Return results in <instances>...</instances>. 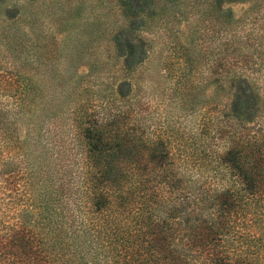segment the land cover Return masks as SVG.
Segmentation results:
<instances>
[{
	"label": "trees",
	"instance_id": "trees-1",
	"mask_svg": "<svg viewBox=\"0 0 264 264\" xmlns=\"http://www.w3.org/2000/svg\"><path fill=\"white\" fill-rule=\"evenodd\" d=\"M119 1L131 28L159 9L180 10L173 0ZM204 2L203 12L221 13L224 72L214 102L194 105L207 82H194L192 53L175 46L176 91L188 108L180 116H192L191 126L168 121L149 135L140 120L109 108L114 99L138 107L132 79L100 93V113L75 100L80 88L58 86L67 73L32 72L26 60H10L33 146L18 148L25 164L18 200L0 186L9 197L0 199V264H264V37L237 35L254 15L264 19V0ZM237 3L250 5L243 17L230 6ZM4 13L19 18L21 7ZM113 39L127 72L148 60L147 39L132 29ZM43 131L57 137L50 148L38 147ZM7 172L0 176L9 182Z\"/></svg>",
	"mask_w": 264,
	"mask_h": 264
},
{
	"label": "rangeland",
	"instance_id": "rangeland-1",
	"mask_svg": "<svg viewBox=\"0 0 264 264\" xmlns=\"http://www.w3.org/2000/svg\"><path fill=\"white\" fill-rule=\"evenodd\" d=\"M173 1L180 10L172 8L164 14L159 9L157 15L143 17L145 23L135 28L130 27L132 19L125 15L119 0H5L0 3V170L11 172L6 173V176L11 174L9 182V178L3 181L4 175L0 176V186L8 189L9 185L15 201L21 195L20 182H23L25 168L18 148L26 146L32 149L33 145L30 115L26 109H17L14 100V73L11 74V71L17 67L10 60L16 63L26 60V69L32 72L46 75L67 73L66 80H56L58 86L65 81L69 88H80L75 100L87 103L88 109H98L100 113L105 111V107L100 105V93L108 94L120 80L132 79V96L137 100L138 107L114 99L109 108L126 112L131 123L140 120L146 132L153 135L157 131L163 132L168 121H182L187 126L196 122L190 118L192 116H180L188 109H185L176 91L181 85L176 86L180 72L175 60L178 54L175 46L182 44L195 59L197 76L194 82L202 79L207 82L199 98H193L194 105L214 102L218 91L215 89L220 87L224 72L220 64L224 53L223 37L218 32L221 13L203 12L207 4L204 0ZM16 3L21 7L20 17L9 19L4 11ZM230 6L238 17H243L250 5L237 3ZM253 17L252 22L243 23L239 28L238 36L246 37L253 33V36L264 37V19L256 20V15ZM123 28L132 29L135 37L148 41V60L137 67L135 73L123 68L122 57L115 47L113 38ZM20 41L25 45L15 48V43ZM260 42L258 38V46ZM258 49L264 63V46ZM261 84L264 88V72ZM109 86L111 89L105 90ZM221 102L222 99L215 110L217 114L221 111L218 110L221 109ZM178 117H181L180 120ZM197 117L199 121L200 116ZM62 124L63 129H68L67 121ZM43 134L42 144L38 147L43 149L44 145L50 148L51 139L57 137L44 131ZM60 147L58 145L56 149ZM2 196L9 199L6 192L0 193V199Z\"/></svg>",
	"mask_w": 264,
	"mask_h": 264
}]
</instances>
